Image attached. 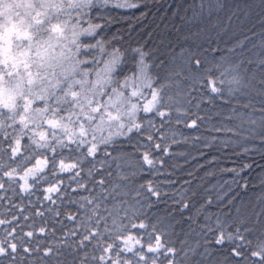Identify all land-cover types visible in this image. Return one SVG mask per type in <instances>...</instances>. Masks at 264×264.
<instances>
[{"label": "snow or ice", "instance_id": "6c2138e0", "mask_svg": "<svg viewBox=\"0 0 264 264\" xmlns=\"http://www.w3.org/2000/svg\"><path fill=\"white\" fill-rule=\"evenodd\" d=\"M0 264H264V0H0Z\"/></svg>", "mask_w": 264, "mask_h": 264}]
</instances>
